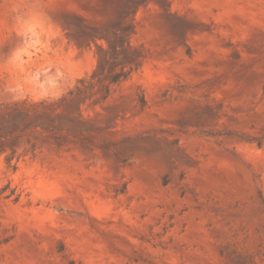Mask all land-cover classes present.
<instances>
[{
  "label": "rangeland",
  "instance_id": "rangeland-1",
  "mask_svg": "<svg viewBox=\"0 0 264 264\" xmlns=\"http://www.w3.org/2000/svg\"><path fill=\"white\" fill-rule=\"evenodd\" d=\"M0 264H264V0H0Z\"/></svg>",
  "mask_w": 264,
  "mask_h": 264
},
{
  "label": "trees",
  "instance_id": "trees-1",
  "mask_svg": "<svg viewBox=\"0 0 264 264\" xmlns=\"http://www.w3.org/2000/svg\"><path fill=\"white\" fill-rule=\"evenodd\" d=\"M12 160H13V158L11 156L7 157V161H8L9 164H11Z\"/></svg>",
  "mask_w": 264,
  "mask_h": 264
}]
</instances>
